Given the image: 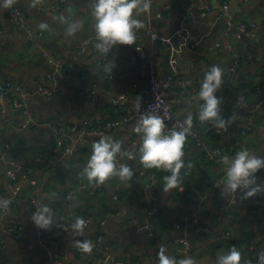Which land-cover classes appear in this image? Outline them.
Wrapping results in <instances>:
<instances>
[{
    "label": "crops",
    "instance_id": "1",
    "mask_svg": "<svg viewBox=\"0 0 264 264\" xmlns=\"http://www.w3.org/2000/svg\"><path fill=\"white\" fill-rule=\"evenodd\" d=\"M71 1L59 11H50L42 10L40 6L48 5L51 0H16L24 10L26 27L34 33L16 27L7 7L0 6V81L21 84L32 93L26 107L39 120L48 121L52 127L61 125L69 133L78 132L85 119L98 123L110 119L117 121L115 129L104 135L122 140L125 152L136 153L132 160L123 156V162L132 165L134 175L130 179L110 176L102 182L103 189L94 195L80 191L74 201L77 215L88 221L84 236L79 237L75 231H63L59 216L66 208L59 199L75 183L76 172L84 171L93 142L102 134L87 136L69 155L60 153V164L51 170L52 162L48 160H53L52 128H18L21 108H10L5 115L0 114V190L7 188L5 161L9 159L30 167L39 186L38 189L25 188L11 200L2 222L17 217L27 235L25 239L17 240L12 234L5 233L0 225V264H52L51 257L56 251L66 252L69 264H103L105 251L130 264H155L161 246L167 254L177 255L173 242L176 237H183L188 242L197 264H215L216 258L232 246L242 253L240 264H254L256 250L247 244L238 228H252L253 240L264 246V211L254 204L251 196L244 197L239 189L234 207L226 210L230 192L223 193L226 164L222 158L233 156L243 147L264 155V105L259 111L255 108L259 96L256 90L264 95V0H250L244 4L230 0L224 13L220 10L223 0H152L150 11L134 10L143 21L138 30L150 26L161 34L156 43L158 73L161 78L172 76L167 88L169 102L184 120L192 115V129L197 132L196 136L188 137L184 145L186 166L181 169L182 183L167 192L162 187L167 170L148 168L140 162L138 149L142 133L132 130L138 96L142 98L141 105L148 99L145 83L153 45L149 36L144 37L142 59L133 44L113 45L110 50L114 53L112 69L109 71L111 65H104L103 53L95 47L93 0ZM200 3L211 6L205 16L198 13ZM165 5L169 7L159 21L156 14ZM74 19H80L83 26L69 35L67 25ZM42 22L49 27H39ZM250 22L255 24L252 31L233 35L241 24L248 26ZM38 30L44 35L35 36ZM81 42L84 49L78 52L77 45ZM39 43H44L47 49L55 51L71 65L70 77L57 72L40 54L36 47ZM216 43L219 46H215ZM172 59L176 63H172ZM213 64L224 68L223 84L216 95L223 97L222 115L230 118L221 132L213 129V122L201 121L198 116L199 103L203 102L198 96L199 87L205 71ZM230 66H234V71H228ZM43 82L59 85L62 94L51 98L38 94L37 86ZM91 89L96 90L95 94L90 92ZM241 96L247 100V105L242 106ZM120 98L123 102L115 103V99ZM3 116L10 117L15 124L4 122ZM250 117L253 124L243 133L242 128L249 126ZM133 139L135 145L127 148ZM205 144L208 149L212 145L222 147L220 158H209ZM188 162H191L190 168ZM256 176H260L257 183L264 182V168L259 169ZM85 178L88 180L86 175ZM150 180L151 188L146 196L144 183H150ZM150 195L157 196L155 203L160 211L157 218L145 217L138 211L139 206L152 203ZM32 197L38 206L39 202L49 204L56 214L55 222L49 227L58 230L56 237L42 239L40 232L46 228H40L31 219L33 209L28 205H31ZM124 205L128 206L125 215L120 212ZM182 220L184 230L176 226ZM144 221L149 223L152 235L149 231L136 230ZM224 230L231 231L232 235L227 239L219 238ZM85 239L94 244L91 252L84 251L78 243ZM260 264H264V255Z\"/></svg>",
    "mask_w": 264,
    "mask_h": 264
},
{
    "label": "built area",
    "instance_id": "2",
    "mask_svg": "<svg viewBox=\"0 0 264 264\" xmlns=\"http://www.w3.org/2000/svg\"><path fill=\"white\" fill-rule=\"evenodd\" d=\"M230 0H223L220 5L221 12H226L229 6ZM240 3H248L250 0H238ZM71 0H51L48 5H41L40 8L42 10H50V11H59L65 5L71 4ZM3 5V2H0V6ZM169 5H165V7L156 14V17L159 21H162L164 18V12L168 9ZM9 17L12 23L18 28H27L26 27V18L24 14V10L20 7L16 0L15 2L7 7ZM198 13L201 16H205L207 13L211 11V6L208 4L200 3L197 5ZM255 28L254 22H250L247 26L246 24H241L239 30L234 31L233 35L240 36L242 33H248ZM29 33H34L30 28H27ZM2 29H0V33ZM44 32L42 30H38L35 36H43ZM149 36L152 47L149 52V88L148 92V99L141 105V108L135 112L134 115V123H133V131L137 132L136 126L138 121L141 118L142 113L146 112H153L162 116L165 120L166 130L178 127L180 123L184 121V119L179 116L175 110L172 108L168 95H167V88L172 82V76L168 75L166 78H161L158 73V62H157V47L156 43L159 40L161 34L158 33L157 30L151 29L150 26L143 30L137 31V39L133 44L135 49L138 52L139 58H144V37ZM215 46H219V43H216ZM37 49L39 50L40 54L54 66V69L62 73L66 77H70L72 75V68L69 63H66L55 51L49 50L43 43H39L36 45ZM84 49V43L81 42L77 45V51L82 52ZM114 53L109 51V53L102 55V62L106 67H109L112 63ZM172 63H176L175 60H171ZM229 72L234 71V66H230L228 68ZM37 93L43 95L47 98H51L57 95L62 94L63 90L57 84H49V83H41L37 86ZM95 89H91L90 92L95 94ZM258 93V98L255 103V108L257 111L261 110L262 106L264 105V95L259 94L260 90H256ZM32 97V93L28 92L21 84L5 80L0 81V114L5 115L6 111L10 108H21V115L20 121L17 123L18 128L27 129V128H38V127H50L52 128V135L54 146L51 149V154L53 156V161L49 168L54 170L58 167L61 161V157L58 153L63 154H71L73 151L82 144L86 137L93 134V135H101L106 133L107 131L115 129L116 125L118 124L117 121L110 119L106 120L102 123H98L91 119H85L82 122V125L78 132L72 133L68 132L61 125H56L54 127L50 126L48 121H41L35 115V113L26 107V103ZM247 100L241 96L240 102L242 106L247 105ZM123 102V100L115 99V103ZM24 106V108H22ZM241 116H243L241 114ZM4 122L9 124H15V122L8 116H3L2 118ZM120 123V122H119ZM251 124H253V119L250 117L248 118V127L242 128V132L245 133L251 128ZM224 127H213L216 132H221ZM140 133V132H138ZM197 132L192 129V132L188 135V137L196 136ZM136 141L133 139L127 146V148H131L135 145ZM206 153L209 158L217 160L220 158V155L223 151L222 147L217 145H212L211 149H208V145H204ZM51 156V157H52ZM123 162V156L119 153L117 154V164ZM5 173L7 175V185L6 190H0V197H7L10 200H14L17 195L22 192L25 188L28 189H38V179L31 175V168L24 167L18 162L13 159H9L5 161ZM260 178V176H258ZM144 194L147 196L149 194V189L151 188V180L150 183H144ZM103 189L102 182L96 181H89L86 180L84 171L79 170L75 174V183L71 188H69L66 193L64 194L63 198L60 197L59 201L61 204L64 205L66 208L65 212H62L59 216V223L60 229L66 232H72L74 229L72 228V221L75 217H77L76 213V206H75V197L80 191H84L86 194L94 195L100 190ZM238 190L235 192H230L228 203L226 204V210L232 209L234 207V201L236 198ZM264 192H257L256 194L251 196L252 201L258 208L264 211ZM116 197V196H115ZM152 203L148 206H139L138 211L141 215L149 218H157L160 215V211H158L156 207V199L157 196H151ZM24 202L27 204V199H24ZM29 208L33 212L38 208L37 202L34 197L31 198V205H28ZM7 212V211H6ZM4 211H0V225L2 230L5 233H10L16 238L17 240H23L26 238V231L24 230L23 223L17 217H9L5 221L2 222L3 216L6 214ZM120 212L122 214H127L128 206L124 205L120 207ZM176 226H181L184 230L185 223L182 221H178ZM138 232L149 231L151 235L153 234L150 225L147 222H142L138 225L137 229ZM41 237L43 240H47L48 238H53L58 235V230L54 228H46L43 229L41 232ZM230 230H224L219 238L227 239L231 236ZM79 237H83L84 234L78 235ZM0 240H2V235L0 234ZM173 242L176 244V251H177V259L191 256L190 253V245L183 237H176L173 239ZM252 249L256 250V255L254 259V264H260V261L264 255V246H252ZM103 264L104 262L108 264H130L129 262L114 258L111 256V253L105 251L103 256ZM157 260L155 264H158ZM52 264H69L68 255L64 251H56L51 257ZM139 264V263H137Z\"/></svg>",
    "mask_w": 264,
    "mask_h": 264
},
{
    "label": "clouds",
    "instance_id": "3",
    "mask_svg": "<svg viewBox=\"0 0 264 264\" xmlns=\"http://www.w3.org/2000/svg\"><path fill=\"white\" fill-rule=\"evenodd\" d=\"M15 0H3V6H11ZM152 0H93L92 17L97 36L95 47L101 53H109L113 45L134 44L137 31L143 26V21L134 14L139 11H150ZM83 26L80 19H74L67 25L69 35L77 32ZM39 27L47 29L49 25L42 22ZM111 67L108 69L111 71ZM224 68L213 64L205 71L200 84L198 96L203 102L199 103V119L211 121L217 127H226L229 117L222 115L221 104L223 97L216 92L223 84ZM141 97L138 96L136 107L141 108ZM193 117L188 115L178 127L167 129L162 116L153 112L141 114L136 131L142 133L139 146V160L148 168H162L167 170L163 176L162 185L165 192L181 185V169L186 166L184 159V145L188 135L192 132ZM123 141L111 135L102 134L92 145V153L84 167V174L89 181L104 182L110 176L130 179L134 175L132 165L126 162L117 164V154L126 155L129 160L135 158L134 151H124ZM226 164V180L223 193L235 192L239 189L244 197L257 192H264V182L257 183L256 173L264 168V155L243 147L233 156H224ZM191 162L187 167H191ZM181 188L180 190H182ZM12 201L7 197H0V211H8ZM56 214L49 204L39 202L38 208L32 213L31 219L40 228H49L56 220ZM88 221L83 216H77L72 221V228L77 235H82ZM80 247L91 252L94 244L85 239L78 242ZM158 264H197L192 256L177 259L175 255L167 254L164 246L159 251ZM242 253L239 248L232 246L230 250L216 258L215 264H240Z\"/></svg>",
    "mask_w": 264,
    "mask_h": 264
},
{
    "label": "water",
    "instance_id": "4",
    "mask_svg": "<svg viewBox=\"0 0 264 264\" xmlns=\"http://www.w3.org/2000/svg\"><path fill=\"white\" fill-rule=\"evenodd\" d=\"M145 88L146 89H148L149 88V75L147 76V78H146V83H145ZM58 155H60V152L58 153ZM0 156H1V154H0ZM43 161H45L46 163L49 161V162H52L53 160L52 159H50V160H48V161H46V160H43ZM44 162V163H45ZM39 163V165H41L42 164V162H38ZM1 166V165H0ZM64 192V190H62L61 191V193H63ZM6 220V219H5ZM4 220V221H5ZM238 232L240 233V234H242L243 236H245V238H246V242H247V244L248 245H252V246H256V245H258V242H255L254 240H253V236H254V230L252 229V228H242V227H240V228H238ZM259 244H260V242H259Z\"/></svg>",
    "mask_w": 264,
    "mask_h": 264
},
{
    "label": "rangeland",
    "instance_id": "5",
    "mask_svg": "<svg viewBox=\"0 0 264 264\" xmlns=\"http://www.w3.org/2000/svg\"><path fill=\"white\" fill-rule=\"evenodd\" d=\"M53 146H54V143H53Z\"/></svg>",
    "mask_w": 264,
    "mask_h": 264
},
{
    "label": "bare ground",
    "instance_id": "6",
    "mask_svg": "<svg viewBox=\"0 0 264 264\" xmlns=\"http://www.w3.org/2000/svg\"><path fill=\"white\" fill-rule=\"evenodd\" d=\"M205 225V224H204ZM205 227V226H204Z\"/></svg>",
    "mask_w": 264,
    "mask_h": 264
},
{
    "label": "trees",
    "instance_id": "7",
    "mask_svg": "<svg viewBox=\"0 0 264 264\" xmlns=\"http://www.w3.org/2000/svg\"><path fill=\"white\" fill-rule=\"evenodd\" d=\"M44 44V43H43Z\"/></svg>",
    "mask_w": 264,
    "mask_h": 264
}]
</instances>
